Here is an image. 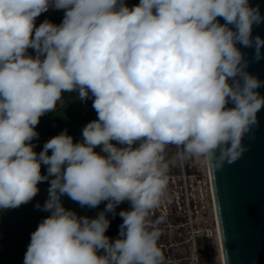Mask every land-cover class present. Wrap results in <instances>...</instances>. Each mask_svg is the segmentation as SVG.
<instances>
[{"label":"clouds","instance_id":"clouds-1","mask_svg":"<svg viewBox=\"0 0 264 264\" xmlns=\"http://www.w3.org/2000/svg\"><path fill=\"white\" fill-rule=\"evenodd\" d=\"M50 7L65 10L62 23L36 27ZM262 20L249 0H0V209L30 202L54 177L42 206L51 214L24 264H173L159 245L165 218L151 217L168 199L171 165L198 159L218 170L248 150L264 82L237 44L254 46L259 61L264 39L252 30ZM65 92L94 97L98 118L82 142L64 131L37 153L40 117ZM168 146L180 149L170 159ZM64 195L81 207L108 203L89 218L66 209ZM126 201L113 241L106 213Z\"/></svg>","mask_w":264,"mask_h":264},{"label":"water","instance_id":"water-1","mask_svg":"<svg viewBox=\"0 0 264 264\" xmlns=\"http://www.w3.org/2000/svg\"><path fill=\"white\" fill-rule=\"evenodd\" d=\"M249 4L259 6L264 17V0H249ZM217 19L225 23L223 18ZM257 35L264 39V20L253 25L252 36ZM237 47L248 61L246 71L264 82V48L262 58L257 61L254 46L238 43ZM256 91L264 97V84ZM227 106L234 107L231 103ZM257 118L259 126L243 138L242 143L248 150L242 157L232 164L225 162L218 170L208 168L224 264H253V261L264 264V107ZM37 186L39 192L30 202L15 209H0V264H24L31 234L51 214L42 210L49 198V186L44 182ZM61 203L78 216H86L73 201L61 197ZM119 230L117 226L108 236L114 241ZM102 253L100 250L99 254Z\"/></svg>","mask_w":264,"mask_h":264},{"label":"rangeland","instance_id":"rangeland-1","mask_svg":"<svg viewBox=\"0 0 264 264\" xmlns=\"http://www.w3.org/2000/svg\"><path fill=\"white\" fill-rule=\"evenodd\" d=\"M175 146L166 148V158H172ZM179 172L169 173L168 199L157 209L163 216L159 225L163 235L159 240L165 257L186 264H224L208 167L198 159L177 161ZM156 217V218H157ZM209 237L200 252L198 237Z\"/></svg>","mask_w":264,"mask_h":264},{"label":"flooded vegetation","instance_id":"flooded-vegetation-1","mask_svg":"<svg viewBox=\"0 0 264 264\" xmlns=\"http://www.w3.org/2000/svg\"><path fill=\"white\" fill-rule=\"evenodd\" d=\"M64 17V16H63ZM43 21L40 17L36 18L35 24L38 27ZM28 54L35 56L36 52L34 49L29 48ZM78 92H65L62 94V99L57 103L55 111H50L45 115L40 117V122L36 126V131L38 132V137L31 141L35 145L34 151L40 153L43 150L44 144L52 137L66 131L68 135L73 137L74 143L82 142V129L88 124L85 114L88 109L85 108V100L81 101L78 98ZM114 144L117 142L113 141ZM119 146V145H117ZM96 152H101V148L98 146L95 149ZM103 154V153H101ZM48 155H51V150H49ZM41 174L47 175V166L41 165ZM172 174H169V177ZM54 177H49L48 181H43L46 185L50 186V180ZM71 200L67 195L62 196ZM73 201V200H71ZM78 204V202L73 201ZM108 201L102 202L96 208H89L87 206L80 207L83 209V214L90 217L96 218L102 211L105 210ZM129 202H123L115 208V212H107L106 216L110 220V226L106 232L111 234L112 231L120 226L123 222L122 217L119 216V212L122 210H130ZM158 212L156 211L151 217L156 219ZM110 237V236H109Z\"/></svg>","mask_w":264,"mask_h":264},{"label":"trees","instance_id":"trees-1","mask_svg":"<svg viewBox=\"0 0 264 264\" xmlns=\"http://www.w3.org/2000/svg\"><path fill=\"white\" fill-rule=\"evenodd\" d=\"M124 2L129 6L132 7L136 4L139 3V0H124ZM65 10L58 12V11H46L44 13H42L39 17L40 19L44 22L45 20H48L56 25H59L62 23L63 21V16H64ZM85 118L87 119L88 123L97 119V115L96 112L93 109H88V111L85 114ZM188 161V160H187ZM179 172V169L176 165H171L170 166V170L169 173H176ZM209 241V237L207 236H203V237H198L196 239V244L199 247V251L203 252L205 250V248L203 246H205V244H208ZM181 257H184L182 255H180L177 259H171V258H166V261H170L173 262V264H186L184 262H181Z\"/></svg>","mask_w":264,"mask_h":264},{"label":"built area","instance_id":"built-area-1","mask_svg":"<svg viewBox=\"0 0 264 264\" xmlns=\"http://www.w3.org/2000/svg\"><path fill=\"white\" fill-rule=\"evenodd\" d=\"M93 99H94V97H91V95H89V98H87L86 100H85V108L86 109H93L94 110V108L92 107V103H93ZM95 111V110H94ZM96 115H97V113H96ZM98 118V117H97ZM157 211V209L155 210V212Z\"/></svg>","mask_w":264,"mask_h":264},{"label":"crops","instance_id":"crops-1","mask_svg":"<svg viewBox=\"0 0 264 264\" xmlns=\"http://www.w3.org/2000/svg\"><path fill=\"white\" fill-rule=\"evenodd\" d=\"M48 11H58V12H61V11H63V9H55L53 7H50Z\"/></svg>","mask_w":264,"mask_h":264}]
</instances>
